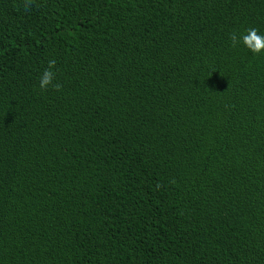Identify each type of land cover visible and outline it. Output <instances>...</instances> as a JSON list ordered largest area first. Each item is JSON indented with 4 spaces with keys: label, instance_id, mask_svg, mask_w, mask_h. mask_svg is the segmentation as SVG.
I'll return each mask as SVG.
<instances>
[{
    "label": "trees",
    "instance_id": "1",
    "mask_svg": "<svg viewBox=\"0 0 264 264\" xmlns=\"http://www.w3.org/2000/svg\"><path fill=\"white\" fill-rule=\"evenodd\" d=\"M250 27L264 0H0V264H264Z\"/></svg>",
    "mask_w": 264,
    "mask_h": 264
},
{
    "label": "clouds",
    "instance_id": "2",
    "mask_svg": "<svg viewBox=\"0 0 264 264\" xmlns=\"http://www.w3.org/2000/svg\"><path fill=\"white\" fill-rule=\"evenodd\" d=\"M231 40L233 44H242L248 51L252 54H264V33L258 32L255 27L247 28L243 33H240L239 36L232 35ZM55 61L49 59L47 61L48 67L45 68L39 78V88L45 89L48 85L51 84L53 72L50 71ZM54 87H59L54 85Z\"/></svg>",
    "mask_w": 264,
    "mask_h": 264
}]
</instances>
